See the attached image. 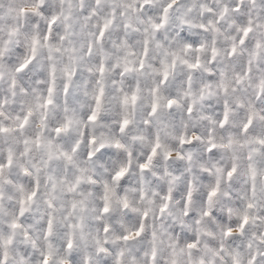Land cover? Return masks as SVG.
I'll return each instance as SVG.
<instances>
[{
  "label": "clouds",
  "instance_id": "1",
  "mask_svg": "<svg viewBox=\"0 0 264 264\" xmlns=\"http://www.w3.org/2000/svg\"><path fill=\"white\" fill-rule=\"evenodd\" d=\"M0 165V264H264V0H0Z\"/></svg>",
  "mask_w": 264,
  "mask_h": 264
},
{
  "label": "snow or ice",
  "instance_id": "2",
  "mask_svg": "<svg viewBox=\"0 0 264 264\" xmlns=\"http://www.w3.org/2000/svg\"><path fill=\"white\" fill-rule=\"evenodd\" d=\"M165 11H167V10H165ZM154 27H160V25H154ZM246 34H247V30H246ZM100 35L103 36V30L101 31ZM33 53H35V48L33 49ZM30 62H31L30 60H26L25 63L22 64V65H20V67H19L17 70H18V71H23L25 68L28 67V64H29ZM189 67H195V66H194V65H189ZM129 70H130V69H125V71H129ZM99 71H100L101 74H103V72H104V67L101 66L100 69H99ZM165 78H167V71H165ZM66 90H67V89H66ZM51 91H52V89L50 88V89H49V92H51ZM102 96H103V89H101L100 96L97 97L96 109H95V110L92 112V114L89 116V119H90V120L95 121V120L97 119V112L99 111V108H100V98H101ZM132 99H133V101H135V99H136L135 95H133ZM51 102H52V101L49 99L46 103H47V104H50ZM169 103L171 104V101H169ZM29 115H30V113H29ZM226 120H227V116L225 115V120L222 121V124H223L224 122H226ZM25 123H27V120H25ZM127 123H128V121L125 120V121H124V124L127 125ZM245 127L247 128V126H245ZM2 131H7V129H3ZM57 131H60V129H57ZM181 143L183 144V143H185V141H184L183 139H181ZM156 147H159V145L157 144ZM213 147H215V146L213 145ZM155 151H156V149L153 148V150H152V154H153V155H155ZM149 161H151V157H149ZM2 167H3V165H0V168H2ZM147 167H148V164H142V165H141V168H147ZM233 171H235V169H233ZM123 174H124V170H121L119 173H117L116 178L118 179V178H119L120 176H122ZM228 176L231 177V176H232V172H229V173H228ZM217 190H218V188H213V190H212L211 193L209 194V197L211 198L212 196H215L216 193H217ZM188 198H189V201H191V192H189V194H188ZM29 199H31V197H29ZM164 207H167V205H165ZM104 210L107 211L108 209L105 208ZM162 211H163V209H162ZM14 226H16V225H14ZM105 231H107V229H105ZM141 231H143V228H141ZM139 234H140L139 232L136 233V235H139ZM129 238H130V237H125V239H129ZM69 247H71V244H69ZM188 247H189V248H193V247H195V244H189ZM101 251H103V249H101ZM153 255H155V253H153ZM45 264H47V259H45Z\"/></svg>",
  "mask_w": 264,
  "mask_h": 264
}]
</instances>
